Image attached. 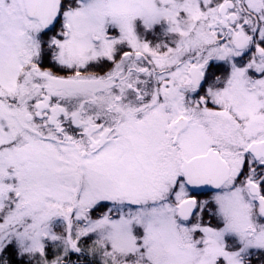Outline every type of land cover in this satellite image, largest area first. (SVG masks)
<instances>
[{"label":"snow or ice","instance_id":"snow-or-ice-1","mask_svg":"<svg viewBox=\"0 0 264 264\" xmlns=\"http://www.w3.org/2000/svg\"><path fill=\"white\" fill-rule=\"evenodd\" d=\"M0 264H264V0H0Z\"/></svg>","mask_w":264,"mask_h":264}]
</instances>
